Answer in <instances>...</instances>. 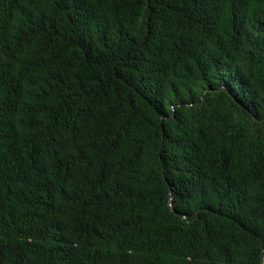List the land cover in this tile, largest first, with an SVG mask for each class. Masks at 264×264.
Segmentation results:
<instances>
[{"label":"trees","instance_id":"trees-1","mask_svg":"<svg viewBox=\"0 0 264 264\" xmlns=\"http://www.w3.org/2000/svg\"><path fill=\"white\" fill-rule=\"evenodd\" d=\"M264 0H0V264H262Z\"/></svg>","mask_w":264,"mask_h":264},{"label":"built area","instance_id":"built-area-1","mask_svg":"<svg viewBox=\"0 0 264 264\" xmlns=\"http://www.w3.org/2000/svg\"><path fill=\"white\" fill-rule=\"evenodd\" d=\"M263 263H264V262H263ZM263 263H262V264H263Z\"/></svg>","mask_w":264,"mask_h":264},{"label":"water","instance_id":"water-1","mask_svg":"<svg viewBox=\"0 0 264 264\" xmlns=\"http://www.w3.org/2000/svg\"><path fill=\"white\" fill-rule=\"evenodd\" d=\"M264 264V263H263Z\"/></svg>","mask_w":264,"mask_h":264}]
</instances>
